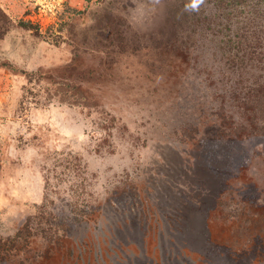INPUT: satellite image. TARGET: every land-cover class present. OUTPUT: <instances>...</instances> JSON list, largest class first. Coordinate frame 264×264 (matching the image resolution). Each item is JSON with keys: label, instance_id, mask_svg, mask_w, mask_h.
Masks as SVG:
<instances>
[{"label": "rangeland", "instance_id": "1", "mask_svg": "<svg viewBox=\"0 0 264 264\" xmlns=\"http://www.w3.org/2000/svg\"><path fill=\"white\" fill-rule=\"evenodd\" d=\"M156 3L0 0V237L42 211L59 233H73L65 249L77 242L65 264H200L193 246L207 236L225 243L248 215L262 216L264 143L221 141L208 152L198 144L214 139L221 106L240 121L236 94L252 85L254 69L240 77L217 40L200 33L188 51L170 27L151 34L162 14ZM117 14L130 27L125 51L107 38ZM227 182L221 220L212 201ZM243 190L258 191L255 208ZM252 243L223 247L208 264H264Z\"/></svg>", "mask_w": 264, "mask_h": 264}, {"label": "trees", "instance_id": "2", "mask_svg": "<svg viewBox=\"0 0 264 264\" xmlns=\"http://www.w3.org/2000/svg\"><path fill=\"white\" fill-rule=\"evenodd\" d=\"M156 5L162 6V14L158 17L160 23H157L154 27L155 31L153 30L154 32L151 34L164 36L167 32L166 28L170 27V31L167 33L170 34L171 39L176 41L184 36L183 50L188 51L195 43L194 35L200 33L203 39L217 40L219 44L217 52L220 53V56H226L228 67L230 64L240 77L246 67H249V70L254 69L252 85L248 87L241 85L236 94L237 101L242 104L240 121L235 122L232 115H226L227 113L221 106L217 112L220 119L219 126L213 127L211 124L214 139L210 135H206L198 144L204 145V149L208 152L211 147H215L221 141H227L228 144H234L238 147L244 142L252 143L253 146L264 143V81H261L264 74L261 75L256 72V69L259 72L264 71V0H199L195 6H193V0H157ZM1 15L2 13H0ZM128 28L130 27L126 24L124 17L119 14L112 15L108 26L110 35L107 37L110 45L113 46L112 41L117 40L118 45L116 46L120 51H125L126 45H128L126 43ZM198 29L199 31H197ZM6 31V26L0 24V38L4 36ZM151 34L133 31L132 35L134 38H138L139 36H151ZM137 48L135 46L133 50ZM177 50H180V47H177ZM215 51L214 49L212 54H215ZM238 84H242L240 79ZM189 125L187 128L184 125L182 129H184V133H188L190 130L189 140H191L193 138L191 126L193 125ZM231 188L229 182L225 183L223 190H219L220 193L212 201V205L221 220L226 219V214L222 213V207H226L224 194L226 191L228 194H232ZM240 193L248 201V207L255 208L254 202L258 199V191L249 192L246 190L245 192L243 190ZM256 211H260L262 216L252 218L248 215L242 220L243 223L240 228L232 232L227 238L224 235L225 243L220 241L221 235L213 239L207 236V245L203 247L199 243L195 247L193 246L192 250L195 251V255L200 254L202 256L200 257V264L210 263L208 255L217 254V252L222 253L221 248L224 247L225 252L233 251L235 245L238 246L244 241L249 244L253 242L254 256L264 250V239L261 237L264 234V207L258 208ZM92 213L84 215L88 219L81 220L76 226L77 235L87 229L88 226L85 225L88 224L89 220H92V217H89L93 215ZM47 214L41 211L28 216L15 234L0 237V264H32L34 259L46 261L45 264H51L53 260V263L65 264L63 261L65 258L68 260L69 252L73 246L76 250L77 242L71 239L69 242L72 246L65 249L62 242H65L73 233L61 225L62 229L59 233L56 226L49 222ZM173 221L176 226L177 220ZM246 223L250 225L245 226ZM192 231L198 238L203 232H199V226L196 229L192 228ZM173 232L171 234L174 236L177 230L173 229ZM77 235L73 237L76 238ZM177 235L175 234L174 238ZM41 240L42 243H40ZM81 240H78V243H82ZM35 243L41 244L42 248L39 250L31 249L32 244ZM127 262L131 264L130 259H127ZM140 263L145 264L142 260ZM122 264L127 263L122 262Z\"/></svg>", "mask_w": 264, "mask_h": 264}, {"label": "clouds", "instance_id": "3", "mask_svg": "<svg viewBox=\"0 0 264 264\" xmlns=\"http://www.w3.org/2000/svg\"><path fill=\"white\" fill-rule=\"evenodd\" d=\"M198 2L199 0H193V6H195Z\"/></svg>", "mask_w": 264, "mask_h": 264}]
</instances>
